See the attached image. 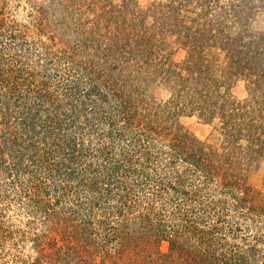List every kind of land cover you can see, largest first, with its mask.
I'll return each mask as SVG.
<instances>
[{"label":"rangeland","instance_id":"1","mask_svg":"<svg viewBox=\"0 0 264 264\" xmlns=\"http://www.w3.org/2000/svg\"><path fill=\"white\" fill-rule=\"evenodd\" d=\"M199 49L230 103L262 108L257 151L178 94ZM238 61L252 73H226ZM15 76L65 106L75 82L94 111L76 162L42 187L0 162V264H197L173 238L213 240L205 264H264V0H0V92ZM1 104L0 133L20 122Z\"/></svg>","mask_w":264,"mask_h":264},{"label":"trees","instance_id":"2","mask_svg":"<svg viewBox=\"0 0 264 264\" xmlns=\"http://www.w3.org/2000/svg\"><path fill=\"white\" fill-rule=\"evenodd\" d=\"M165 6L168 11H164L166 10L164 9ZM175 9L177 7L174 3L159 6V12H162L161 19L165 16V13H170L171 18H174L175 13L173 12H175ZM138 18L139 15L132 18V21L134 23L139 22ZM217 40H219V37ZM192 44L196 45L195 50L200 48L199 41H196V44L192 42ZM198 52L200 53V61L191 66L188 73L179 72L173 78H177L178 94L186 100L188 107H191V111L199 109L200 114L205 118L212 119L220 109L227 135L236 134L238 138L242 139L243 133L248 131L249 148H251V151L256 150L258 131L254 129L261 127L257 113L262 108L258 106L249 107L248 103L233 104L235 101L230 103L229 94L227 92L222 93L220 90L215 57L207 62L201 61L204 58L202 49H199ZM238 63L236 70H234L236 67L232 62L230 68L224 73H229L231 70L244 72L246 69H249L252 73L247 63L243 64L240 61ZM176 72V70H173V75ZM13 82L14 84L7 91L0 92V100H2L1 105L6 108V115L9 120L18 116L20 122L18 121L14 128L6 127L5 131L0 133V162L6 159L7 153L12 156L9 157V159L11 158L9 162H12V158L20 159L19 164L22 163L21 172L31 175V183L37 187H42V184L47 178H51L54 172L60 171L64 166L69 168L76 162L80 141L85 143L86 140V127L91 126L93 123V115L91 116L90 112L94 110H90L89 113L86 111L88 107L85 106V99L82 98L81 90L78 85H75V82L64 85L65 99L68 100L69 106H65L64 101L61 104H56V96L47 90L21 89L23 85L27 84L26 77L15 76ZM88 95L91 97V94ZM48 102L50 106H46ZM82 115L86 116V127L81 125ZM37 137H43L44 139L40 141ZM27 139H31V141L22 142ZM23 150L25 151L23 152ZM9 164L11 165H8V168L11 169L14 165ZM68 168H65L67 172ZM71 173L67 174L72 175ZM179 240V238L172 239L171 248L173 251L177 250L181 254L180 256H187V251L190 250L191 256H196L195 261L198 260L197 264H205V256H210L213 240L208 242V247L204 251L199 248V245L195 246L194 249H192L193 246L186 248ZM235 264L258 263L242 258L241 262Z\"/></svg>","mask_w":264,"mask_h":264}]
</instances>
